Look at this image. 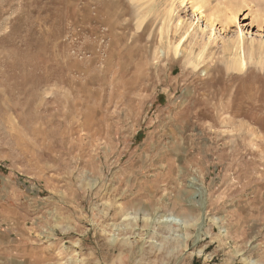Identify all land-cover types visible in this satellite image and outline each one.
Instances as JSON below:
<instances>
[{"label":"rangeland","instance_id":"rangeland-1","mask_svg":"<svg viewBox=\"0 0 264 264\" xmlns=\"http://www.w3.org/2000/svg\"><path fill=\"white\" fill-rule=\"evenodd\" d=\"M214 26L202 48L177 0H0V264H264V24Z\"/></svg>","mask_w":264,"mask_h":264},{"label":"bare ground","instance_id":"bare-ground-1","mask_svg":"<svg viewBox=\"0 0 264 264\" xmlns=\"http://www.w3.org/2000/svg\"><path fill=\"white\" fill-rule=\"evenodd\" d=\"M175 1L176 0H168L170 5H173ZM177 1L181 5L183 4L189 5L192 14L196 15L197 20L202 19L204 21L205 26L209 28V32L207 33L206 40L205 39L201 40L202 48L206 47L209 44L214 43L215 39H214L213 31L215 30V26H214L215 22L219 23L220 26L222 27L221 29L226 31V29L232 26V24L236 23L237 17L243 15V12L247 10L251 15V23L255 24L257 26L259 33L262 34V25L264 24V5L261 6L259 0L256 2L252 0L247 3L244 0L230 1L231 5L235 7L230 11H225L223 9L218 8V5L221 4V0H215L217 3L216 6L212 5V0H177ZM217 12L221 14L218 15ZM244 18L245 16H243L242 20H244ZM183 22L185 25L184 30L182 32L184 37L186 36L187 33H189V30L191 28V22H187V20H185L180 23ZM238 24L236 25L237 31H235V36L232 39H229L225 43H223L224 44L223 46L225 48H231L232 51L233 50L235 51L234 52L235 59L231 67H238L242 69L246 65L245 52H244L245 39ZM177 47L178 44L175 45L174 50H176Z\"/></svg>","mask_w":264,"mask_h":264}]
</instances>
